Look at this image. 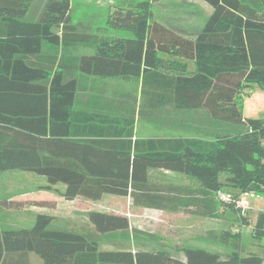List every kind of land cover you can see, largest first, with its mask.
I'll return each instance as SVG.
<instances>
[{"label":"trees","instance_id":"trees-1","mask_svg":"<svg viewBox=\"0 0 264 264\" xmlns=\"http://www.w3.org/2000/svg\"><path fill=\"white\" fill-rule=\"evenodd\" d=\"M153 1L118 6L110 15L123 36L80 30L72 0H48L37 21L25 19L33 0H0V171L33 172L46 178L47 189L62 184L69 201L111 194L200 217L217 218L222 204L240 206L232 193L231 202L220 200L224 187L262 194L264 118L245 116L241 104L252 84L264 89V0H204L212 13L195 35L155 19ZM73 47L94 52L68 55ZM82 77H130L137 84L113 112L83 111L76 108ZM163 109L234 126L212 137H137V120ZM156 170L199 185L155 181ZM11 201L0 197V210ZM88 218L93 232L53 227L55 216L45 212L29 228L0 230V264H33V254L42 264H264V212L252 232L262 252L229 255L192 245L176 255L103 249L101 235L131 230L130 218L105 210H91ZM249 222L241 216V224ZM238 238L239 232H222L227 244Z\"/></svg>","mask_w":264,"mask_h":264},{"label":"rangeland","instance_id":"rangeland-1","mask_svg":"<svg viewBox=\"0 0 264 264\" xmlns=\"http://www.w3.org/2000/svg\"><path fill=\"white\" fill-rule=\"evenodd\" d=\"M47 1L33 0L25 19L37 21ZM140 1L142 0H72V22L82 31L126 36V30L110 26L109 17L118 6L135 7ZM152 10L155 19L187 35H195L212 13L211 6L204 0H154ZM67 51L68 55L71 52L93 53V50L84 47H73ZM186 62L190 72L196 70L195 61ZM97 80L107 81L111 87L134 88L137 84V79L130 77ZM249 88L247 99L243 96L242 109L249 115L247 117L264 118V90L258 83ZM261 92L262 94H257ZM222 123L215 124L206 118L198 119L188 111L163 109L152 118H139L136 122V136L212 137L215 130L224 133L231 131L234 126L229 122ZM152 179L178 185H199V181L193 177L162 170L153 171ZM46 185V179L33 172L21 169L0 171V195L12 199L9 207L0 210V230L31 227L36 217V210L31 205L36 203L46 204L39 207V211L55 216L53 227L93 232L89 212L105 210L126 214L130 218L132 229L140 228L154 236L138 238L132 230L106 233L101 235L103 249H166L178 254L184 246L192 245L219 251L223 255H229L233 250L242 254L249 251L262 252V247L252 232L259 214L264 212V191L258 196L241 192L237 188L224 187V192L239 197L242 207L232 208L222 204L218 217L212 218L138 207L133 205L131 197L111 194H105L98 200L80 197L67 201L62 196L64 185H57L52 189H47ZM242 215L249 218V224H241ZM224 230L239 232L240 238L232 239L227 244L222 240ZM33 258L41 260L36 254H33Z\"/></svg>","mask_w":264,"mask_h":264},{"label":"crops","instance_id":"crops-1","mask_svg":"<svg viewBox=\"0 0 264 264\" xmlns=\"http://www.w3.org/2000/svg\"><path fill=\"white\" fill-rule=\"evenodd\" d=\"M44 49L50 50V47L47 44H44ZM88 49L93 50L90 48ZM110 85L111 84H109V82L107 81H98L96 77H82L80 81V85H79V90L77 92L76 108L78 110L91 111V112H94V111H98V112H111L112 111L113 112V110L115 109V106H113L115 105L114 104L115 102L126 101V86L111 87ZM261 89L264 90L263 88ZM249 90L250 88L248 87L244 91V97L246 99L249 95ZM257 94H262V92L257 93ZM244 109H246V106ZM244 115L249 116L246 114V112H244ZM140 138H148V137L140 136ZM2 196L3 195H0V197ZM44 205L46 204L34 203L33 205H31V207L36 210L35 214H37L38 212H42V211H39L40 210L39 207L44 206ZM136 229L141 230L140 228H136ZM131 230L133 229L131 228ZM135 250H139V249H135ZM145 250H152V249H145ZM153 250H157V249H153ZM180 256L182 257L183 255L180 254ZM33 261H34V263L32 262L33 264H42L41 260L40 261L33 260Z\"/></svg>","mask_w":264,"mask_h":264},{"label":"built area","instance_id":"built-area-1","mask_svg":"<svg viewBox=\"0 0 264 264\" xmlns=\"http://www.w3.org/2000/svg\"><path fill=\"white\" fill-rule=\"evenodd\" d=\"M251 195H253V194H251ZM218 196H219L220 200H222L223 202H231L233 200V195L231 193H228V192L219 191ZM238 204L240 205L239 201H238Z\"/></svg>","mask_w":264,"mask_h":264}]
</instances>
